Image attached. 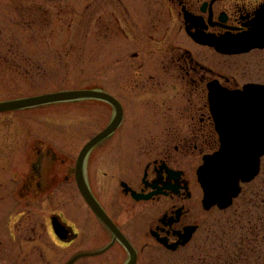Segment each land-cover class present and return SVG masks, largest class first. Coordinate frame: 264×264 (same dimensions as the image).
Returning a JSON list of instances; mask_svg holds the SVG:
<instances>
[{"label": "rangeland", "instance_id": "1", "mask_svg": "<svg viewBox=\"0 0 264 264\" xmlns=\"http://www.w3.org/2000/svg\"><path fill=\"white\" fill-rule=\"evenodd\" d=\"M150 1L162 0H0V103L102 90L126 105L122 129L93 150L86 169L96 198L113 213L123 204L127 211L128 205L105 170L108 159L121 152L133 161L138 144L163 136L155 129L143 131L170 124L171 113L185 119L181 125L193 124L187 89L159 72L161 53L150 54L158 45L146 34L150 46L130 43L142 35L126 21V7L144 30L149 22L143 20L154 13ZM212 62L239 83L264 85V52ZM140 81L145 85L139 89ZM112 116L113 109L98 101L0 114V264H63L76 250L94 249L95 231L102 226L77 189L75 168L83 147ZM197 195L200 202L199 190ZM53 216L63 217L81 235L66 251L51 231ZM127 216V229L137 239L144 220ZM202 220L206 223L190 249L178 255L149 250L140 264H238L227 262L228 253L241 257L240 264H264V161L261 175L244 187L231 209ZM83 264L98 263L90 258Z\"/></svg>", "mask_w": 264, "mask_h": 264}, {"label": "flooded vegetation", "instance_id": "2", "mask_svg": "<svg viewBox=\"0 0 264 264\" xmlns=\"http://www.w3.org/2000/svg\"><path fill=\"white\" fill-rule=\"evenodd\" d=\"M150 2L154 13H149L147 20H143L149 22L146 29L141 30L135 23L136 16L133 17L127 7L126 21L133 22L134 32L139 30L136 31L138 34H146L151 43L158 45L150 54H158L156 58L162 54L159 72L169 80H177L183 90L187 89L184 97L190 103V119L193 124L181 125L185 119L171 113L170 124L162 128L154 126L142 130L153 133L155 129L156 133H163V136H152L150 141L138 144L133 161L132 157L128 159L121 152H115L113 158L108 159L105 170L108 169L112 181L116 182V190L126 200L128 210H125L126 205L123 204L121 211L113 213L96 199L124 236L128 246L98 220L102 229L95 231L94 249L76 250L63 264H83L85 259L90 258L98 264H120L123 260L122 264H128L131 252L136 254V264H140L149 250L159 251L163 255H178L196 242L204 222L206 223V220H202L203 215L220 211L217 207L210 211L204 209V194L198 182V170L204 163V158L220 148V138L210 110V86L219 84L229 90H239L248 84L258 83H239L236 77L223 73L224 67H220L221 71L215 70L213 66L217 67L218 63H213L212 59H235L264 52L261 48L247 50L257 42L264 44V0ZM128 38L130 39L129 36ZM143 42H147L143 35L141 40L130 41L139 46ZM143 46L150 44L147 42ZM241 51L248 52L239 54ZM138 56L135 55L134 58ZM156 80L154 75L149 77L151 85ZM141 83L136 84L139 89L145 85ZM112 96L122 108L123 119L110 139L122 129L128 111L121 99ZM178 100H181L180 93ZM101 103H106L113 109L112 119L104 128L106 129L111 124L116 109L107 102ZM156 114L162 116L161 112ZM106 150L99 153L105 154ZM98 161L97 167L103 165V160ZM101 169L104 167L98 168ZM198 190L202 194L200 202ZM93 194L96 197L95 192ZM126 215L142 217L144 220L145 228L141 232L137 229L140 232L137 239L127 229L130 221H124ZM50 224L51 231L63 250H68L80 240V233L63 217H51ZM55 226L59 227V232Z\"/></svg>", "mask_w": 264, "mask_h": 264}, {"label": "water", "instance_id": "3", "mask_svg": "<svg viewBox=\"0 0 264 264\" xmlns=\"http://www.w3.org/2000/svg\"><path fill=\"white\" fill-rule=\"evenodd\" d=\"M254 48H264V44L256 43L247 50ZM210 91V108L221 147L217 153L205 158L198 177L204 191V208L210 210L219 207L226 210L241 194V184L251 183L260 174L264 158V85L250 84L241 90H229L213 84ZM81 100L105 101L117 110V116L109 128L83 149L76 168L77 183L85 201L96 216L117 235L114 224L93 197L84 169L90 152L120 126L123 112L119 103L100 91L60 92L0 103V113ZM55 228L60 231L58 226ZM131 264H135L134 255Z\"/></svg>", "mask_w": 264, "mask_h": 264}, {"label": "trees", "instance_id": "4", "mask_svg": "<svg viewBox=\"0 0 264 264\" xmlns=\"http://www.w3.org/2000/svg\"><path fill=\"white\" fill-rule=\"evenodd\" d=\"M256 257H257V254H254ZM258 257H260L259 255H258ZM228 259H227V262H231L230 260H237L238 262V264H240V260L242 261V258L241 257H234L232 254H230V253H228V257H227Z\"/></svg>", "mask_w": 264, "mask_h": 264}, {"label": "bare ground", "instance_id": "5", "mask_svg": "<svg viewBox=\"0 0 264 264\" xmlns=\"http://www.w3.org/2000/svg\"><path fill=\"white\" fill-rule=\"evenodd\" d=\"M88 162H86V169H87Z\"/></svg>", "mask_w": 264, "mask_h": 264}]
</instances>
